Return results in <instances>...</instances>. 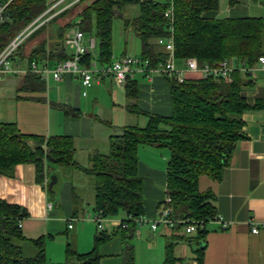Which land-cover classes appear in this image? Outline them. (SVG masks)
<instances>
[{
    "label": "trees",
    "instance_id": "trees-1",
    "mask_svg": "<svg viewBox=\"0 0 264 264\" xmlns=\"http://www.w3.org/2000/svg\"><path fill=\"white\" fill-rule=\"evenodd\" d=\"M229 2L234 4L237 0ZM81 3L85 4L76 14L80 20L74 22L72 18L61 25L59 40L50 42L48 37L42 38L28 54L23 53V47L30 39ZM128 3H136L139 9L128 26L142 41L141 56L150 59L153 65L168 56L157 40L170 33L174 35L176 58L196 57L199 65L216 64L224 58H236L255 65L258 57L264 54V17H210L207 12L218 9L220 0H78L38 26L18 47L16 55L27 58L28 62L49 60L54 65L71 56L65 32L77 25L85 33L95 32L98 62L110 63L113 56L112 20ZM171 3L173 14L169 17L165 12ZM47 8L48 0H11L4 11L7 17L0 20V52ZM93 59L94 55L89 52L83 56L82 63L87 65ZM165 75L171 85L172 114L166 116L141 110L137 103V79L129 76L125 89L131 101L126 107L131 112L145 114L147 123L120 126L110 135L109 149L92 153L88 165L75 159L73 136L25 134L16 121H0V174L16 164L32 162L36 166L37 182L43 183L49 175L50 165L77 168L93 182L94 210H101L104 216L122 214L128 224L119 229L135 233L136 219L145 214L143 178L138 171L139 148L143 144L168 147L166 193L172 199L171 216L202 221L195 236L182 231V222L168 225L161 264H180L184 258L175 253L176 245L185 240L204 243L208 222L217 213L215 194L211 189H200V176L221 177L235 142L244 135L243 113L259 108L264 100L254 103L248 100L244 88L251 80L247 78L248 72L240 69H235L229 78L194 72L179 81L175 74ZM62 107L66 114L76 116L81 113L70 105L63 104ZM25 216V208L0 199V264H100L99 246L112 236L99 230L91 250L78 252L68 246L65 261L48 263L45 237L29 238L19 226V220ZM28 243L34 247L33 254L25 251L24 245ZM204 250L197 248L200 264ZM123 264H135L133 247L125 253Z\"/></svg>",
    "mask_w": 264,
    "mask_h": 264
},
{
    "label": "crops",
    "instance_id": "crops-1",
    "mask_svg": "<svg viewBox=\"0 0 264 264\" xmlns=\"http://www.w3.org/2000/svg\"><path fill=\"white\" fill-rule=\"evenodd\" d=\"M244 2L237 0L231 4L229 0H220L219 8L207 13L213 18H224L219 9L225 5V17H264L255 15L264 11V0L254 5ZM70 30L67 29L65 36H72L76 32L70 34ZM58 31L59 26L54 24L50 41L60 39ZM121 54L129 53L124 51ZM235 61L236 65L241 63L236 58ZM176 65L185 67L186 59H176ZM253 66L247 77L251 83L244 88L251 103L264 100V68L258 63ZM193 73L188 71L185 75ZM132 78L138 82L137 103L141 110L166 116L172 114L171 85L165 74L137 72ZM90 89L84 95L80 78L72 74H65L61 80L50 77L49 81L29 71L6 74L0 81V121H16L25 134L73 136L75 159L80 164L88 165L90 155L107 151L110 135L126 125V112L130 111L126 105L131 101L126 94L125 84H117L112 77H104L93 83ZM63 104L79 109L80 115L66 114ZM138 115L144 117L142 124L145 125L147 116L143 113ZM243 119L244 135L235 142L229 164L221 177L215 179L203 174L199 178L201 190L211 189L214 192L216 214L227 223L226 227H222L220 221L208 222L201 264H264V103L259 108L245 111ZM113 126L115 129L111 131L109 127ZM169 157L168 147L143 144L139 148L138 171L143 178L144 217L148 221L158 216L167 194ZM81 173L84 172L70 166L50 165L48 177L40 183L36 180L35 164L25 162L0 174V199L25 208L27 216L22 222V232L29 238L44 236L46 255L54 244L59 254L62 249L65 255L68 246L78 252H87L94 246L97 225L93 220L84 218L90 209L94 210L93 185L88 188L91 180L85 173L86 184L77 182L74 176ZM53 174L57 175V181L50 187ZM80 187L82 190L77 193ZM70 222L73 223L72 227H69ZM255 224L259 227L256 233L252 231ZM146 227V234L160 229V225L155 230ZM164 227L166 239L169 226ZM136 231L142 234L140 230ZM105 232L108 233V230ZM119 232L126 241L135 235L132 231L117 230V234ZM189 235L195 236L196 233ZM192 242L181 241L176 245L175 253L184 258L180 264H200L197 248L202 241ZM99 250L103 252L100 253V264H120V250L115 254ZM112 255H116L115 263H111ZM163 259L164 255L159 264Z\"/></svg>",
    "mask_w": 264,
    "mask_h": 264
},
{
    "label": "built area",
    "instance_id": "built-area-1",
    "mask_svg": "<svg viewBox=\"0 0 264 264\" xmlns=\"http://www.w3.org/2000/svg\"><path fill=\"white\" fill-rule=\"evenodd\" d=\"M11 0H0V20H4L7 15L4 13L5 8ZM78 0H48V8L29 23L23 30H21L0 52V81L6 74L19 72H34L40 75L43 79L53 76L56 80H61L65 74H72L80 78L83 86L82 93L87 94V88L94 82L101 81L104 77H112L119 85H124L127 78L134 76L137 72H142L147 75L153 72H160L163 74H175L179 81H183L185 74L189 72H200L203 75H211L215 77L229 78L235 69H240L243 72H248L253 69V65H248L244 60L239 65H236L235 58H224L216 64L204 63L199 65L196 57L186 58V66L178 67L176 65V56L174 51V35L170 33L167 37H159L158 43L162 44L168 52L165 60H161L156 64H152L150 59L143 56L125 54L115 61L110 63L99 64L96 60H91L89 64L82 63L83 56L92 51L95 47V40L91 38L87 43H84L85 32L77 29L74 35L66 38L67 46L71 47V56L58 61L51 65L49 60L37 61L31 60L27 66H24V59L16 55L18 47L38 26L46 22L49 18L62 10L72 6ZM165 14L172 17L173 6L172 3ZM258 65L264 68V54H261L257 60ZM171 196L166 194L163 204L159 209L158 216L148 221L144 216L136 219L140 225L150 222V227L155 230L161 224L172 226L177 222L184 223L182 231L186 234L196 233L198 228L202 225V221L191 218L177 219L172 217ZM88 217L93 220L98 227V230L103 231L104 218L101 210L88 212L84 214V218ZM128 220H120L115 226L126 227ZM209 221H220L222 227H226L227 223L222 216L215 214ZM23 219L19 220V226H22ZM73 223H69L72 227ZM254 233L259 231V227L255 224L252 227Z\"/></svg>",
    "mask_w": 264,
    "mask_h": 264
},
{
    "label": "rangeland",
    "instance_id": "rangeland-1",
    "mask_svg": "<svg viewBox=\"0 0 264 264\" xmlns=\"http://www.w3.org/2000/svg\"><path fill=\"white\" fill-rule=\"evenodd\" d=\"M157 1L165 2L167 0H157ZM242 1H245L246 3L253 4V5H254V3L256 4V3L260 2V0H242ZM85 3H87V1H85ZM84 4L81 3L80 6L78 5L76 7V9H73L72 11H70L69 14H67L64 18H60V20L54 22V24L58 25L60 28L61 25L65 24L68 20H72V18L74 19L73 21L76 22L78 19H80V16H77L76 14L83 8L82 5H84ZM226 8L227 7H225V5H224V6H221L219 9V12L223 13V14H221L222 17L226 16V14H225ZM121 11L122 12H120V10H118L117 11L118 14L115 15L113 17V20H112V49H113L112 61L117 60L122 55L121 53H123L124 51H128V53L131 55H138V56L142 55L141 40H140L139 36L136 35L135 31L132 30L130 26H128V24L132 23V18L136 17L138 14V11H139L138 5L136 3L125 4L121 7ZM262 13H264L263 10H262V12L260 11V12L255 13V15H264ZM54 24L53 23L50 24L48 26V28L43 33H41V34L37 35L36 37L30 39L24 45L23 50H22L23 53L28 54L29 51L31 50V48L35 44H37L40 39L48 37V40H49V36L52 34L51 31L54 28ZM76 27H78V26L74 25L71 28V30L69 31V33L70 34L72 32L74 33L76 31ZM85 35H86V37L84 39L85 44H88L87 42L89 41V39L91 37L92 38L94 37L96 40L97 45L95 47V50L92 51V54L94 55V60H96V59H98L97 58L98 38L96 37L94 31H93V33L86 32ZM67 48L69 50H71V47L67 46ZM27 64H28V60L24 59V66H27ZM99 64L101 65L100 62H99ZM50 77H51V79L53 78V76L51 75L47 78V81H49ZM94 84H95V82H94ZM90 90H91L90 87L87 88V92H90ZM126 114H127V118L124 120V123H126V125H128V124H134V125H140V126L143 125L142 124L143 120H144L143 116L138 115V114L133 113V112H130V111H127ZM109 128L111 129V131H114V129H115L114 126L109 127ZM102 144H103V142H102ZM104 147H105V143H104ZM81 174L74 176V177L77 180V182H79V183L81 182V183L86 184V177H84L85 174L84 173H81ZM89 183L90 184L88 185V188H91V186L93 185V182L90 181ZM81 190L82 189L80 187L79 190L77 191V193L80 192ZM80 201L81 200H78V202H80ZM90 211L94 212L93 209H90L89 212ZM123 218H125V216H123L122 214L115 215V216H105V218H104L105 228L108 230V234H110L112 236L110 237L111 239L106 243L108 246L106 244L101 246L103 244V243H101L99 246V249H104L108 254H110V253L115 254L116 251L120 250L121 254H120L119 260H120V264H122L124 262L123 257L125 255V253L129 252L131 247H133L134 256H135V264H159L160 259L165 254L166 239L164 237L163 232L166 229H165L164 225H160V229L157 232L149 231L150 234H146L145 233L146 228H147L146 226H150V222H147L145 220V223L143 225L138 224L137 225L138 230L136 229L137 230L136 232H138L140 230L142 232V234L140 235V233H135V235L133 237H129V239L126 241L121 232H119V234H117V233L114 234L115 231L120 230L118 226H116L114 228V224L118 225L120 220H122ZM86 219H88V217H86ZM111 228H114L115 230L111 229ZM97 229H98V227H97ZM189 241L192 242V241H197V240H189ZM24 246H25L26 253L33 254L34 247L30 243L25 244ZM65 252H66V250H65ZM100 253H101V250H100ZM46 257H47L48 263L63 262L67 259V254L65 255L62 252V249H61V252L59 254V252L57 251L56 244H54L51 246V251L47 252ZM110 257L112 258L111 263H115L114 260L116 259V255H112Z\"/></svg>",
    "mask_w": 264,
    "mask_h": 264
},
{
    "label": "water",
    "instance_id": "water-1",
    "mask_svg": "<svg viewBox=\"0 0 264 264\" xmlns=\"http://www.w3.org/2000/svg\"><path fill=\"white\" fill-rule=\"evenodd\" d=\"M57 181V175L53 174L51 175V181H50V187H52ZM200 248H205V243L200 242Z\"/></svg>",
    "mask_w": 264,
    "mask_h": 264
}]
</instances>
